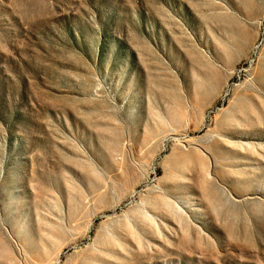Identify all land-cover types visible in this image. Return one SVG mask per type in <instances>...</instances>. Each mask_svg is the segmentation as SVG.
<instances>
[{
	"label": "rangeland",
	"instance_id": "obj_1",
	"mask_svg": "<svg viewBox=\"0 0 264 264\" xmlns=\"http://www.w3.org/2000/svg\"><path fill=\"white\" fill-rule=\"evenodd\" d=\"M0 264H264V0H0Z\"/></svg>",
	"mask_w": 264,
	"mask_h": 264
}]
</instances>
